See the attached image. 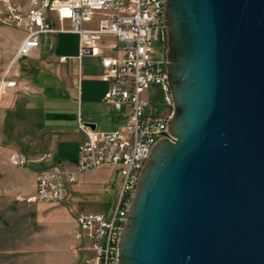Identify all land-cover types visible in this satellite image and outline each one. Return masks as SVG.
<instances>
[{
  "label": "water",
  "instance_id": "95a60500",
  "mask_svg": "<svg viewBox=\"0 0 264 264\" xmlns=\"http://www.w3.org/2000/svg\"><path fill=\"white\" fill-rule=\"evenodd\" d=\"M164 17L173 141L150 151L118 264H264V0H165Z\"/></svg>",
  "mask_w": 264,
  "mask_h": 264
},
{
  "label": "built area",
  "instance_id": "2783aa9c",
  "mask_svg": "<svg viewBox=\"0 0 264 264\" xmlns=\"http://www.w3.org/2000/svg\"><path fill=\"white\" fill-rule=\"evenodd\" d=\"M0 22L23 33L12 63L30 57L50 35L61 32L78 36V56L99 57L108 89L103 101L119 114L123 123L100 131L79 122L83 139L71 170L51 165L34 178L35 196L46 203L66 199L67 186L82 173L111 168L116 197L105 213H80L74 237L88 242L83 264H118V243L125 226L132 193L155 143L172 140L169 123L175 108L168 81L167 63L156 57L162 40L165 0H31L20 6L0 0ZM97 17L96 21L93 18ZM52 19L69 22L67 29H54ZM111 38L112 42L105 39ZM65 63L66 58L60 57ZM3 88L16 81L3 78ZM86 249V248H84Z\"/></svg>",
  "mask_w": 264,
  "mask_h": 264
},
{
  "label": "rangeland",
  "instance_id": "374dc122",
  "mask_svg": "<svg viewBox=\"0 0 264 264\" xmlns=\"http://www.w3.org/2000/svg\"><path fill=\"white\" fill-rule=\"evenodd\" d=\"M10 1L27 6L31 0ZM22 36L20 30L0 22V85L3 78L16 81L14 88L0 87V264H83L88 242L75 239V225L65 232L71 222L59 224V220L66 219L68 214L75 219L79 213H105L116 197L114 175L111 168L80 174L76 183L67 186L66 199L61 203H46L35 196L33 184L39 157H30L29 153L47 139L44 131L75 125L78 116L85 123L90 113L75 96V80L70 71L51 57V52L53 56L63 52L59 47L70 53L74 37L65 34L53 51H41L10 66ZM17 37L16 41H10ZM161 37L155 47L156 57L162 56L168 63L172 40L165 17ZM85 57V66L96 65V58ZM36 108L37 113H29ZM127 112L128 108L120 107L114 114ZM89 120L100 131L113 130L123 123L100 115ZM70 158L64 155L54 160L69 165ZM137 187L138 182L132 197Z\"/></svg>",
  "mask_w": 264,
  "mask_h": 264
},
{
  "label": "crops",
  "instance_id": "0c3cea01",
  "mask_svg": "<svg viewBox=\"0 0 264 264\" xmlns=\"http://www.w3.org/2000/svg\"><path fill=\"white\" fill-rule=\"evenodd\" d=\"M52 25L54 29L56 30L60 28L67 29L69 27V22L65 21V22L60 23L57 20L52 19ZM65 34H71L75 39L74 46L70 53H68L67 49H64L63 47H59V45L57 44L59 41L63 40L62 38L64 37L63 35ZM22 38L23 36L20 37L18 41V45L21 42ZM17 39L18 37L10 41L13 42V41H16ZM54 45H56L57 48L59 47V49L61 48V50L63 51V52H60L61 54L59 56L52 55L51 51H53ZM41 51L51 52V57L54 60L55 59L58 60V62L63 67L67 68L72 74L75 80V89H76L75 92L77 93L75 95L74 94L75 92L73 91V93H71L72 97H74L75 95L76 97L80 98L81 107L85 106L88 112L90 113V114H87V119H88L87 122L83 124H94L97 127V124L91 122V120L89 119L92 117H96L98 115L107 116L109 117V119H113V120L116 119L117 121L119 120L118 115L114 114L115 109L113 108V106L103 101V97L108 89V83L103 79V68L101 66V59L99 57H94L97 59V63L93 67L84 65L83 60L86 59L87 57L78 56V36L77 34L58 31L57 33H54L50 35L49 37H47L45 40H43L42 47L38 51H35L33 54L36 55L37 53L38 55V53ZM60 57H65L66 62L61 63L59 60ZM16 61H14L13 63L11 61L10 66L14 65ZM11 97L12 95L10 96V99ZM30 112L37 113L38 108L33 109V110L31 109L29 110V113ZM79 122L82 123L81 118L78 116L75 125H67L65 127L55 129L54 131H51V130L44 131V133H46L47 139L42 141L36 150L29 153L30 157L32 156L39 157V159H37L39 160L37 161L39 162V166L36 168L37 172L51 165H56L55 163H58L57 165H59L64 170L69 171L73 168V164L77 158V146L79 142L83 139V133L78 127ZM64 155L71 157L69 165L67 164L62 165L60 161L54 160L55 157L64 156ZM34 189H35V185L33 184V190ZM74 190L72 189V191ZM59 221H60L59 224L64 221L71 222V226H69L67 228V231H65L68 233L70 229L73 228V225H75L76 218L74 219L72 216L68 214L66 216V219L59 220Z\"/></svg>",
  "mask_w": 264,
  "mask_h": 264
}]
</instances>
